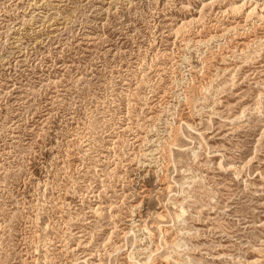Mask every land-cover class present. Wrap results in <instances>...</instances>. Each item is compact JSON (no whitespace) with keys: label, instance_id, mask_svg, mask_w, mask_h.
Returning <instances> with one entry per match:
<instances>
[{"label":"rangeland","instance_id":"obj_1","mask_svg":"<svg viewBox=\"0 0 264 264\" xmlns=\"http://www.w3.org/2000/svg\"><path fill=\"white\" fill-rule=\"evenodd\" d=\"M0 264H264V0H0Z\"/></svg>","mask_w":264,"mask_h":264},{"label":"bare ground","instance_id":"obj_2","mask_svg":"<svg viewBox=\"0 0 264 264\" xmlns=\"http://www.w3.org/2000/svg\"><path fill=\"white\" fill-rule=\"evenodd\" d=\"M237 7L234 5V6H232V10H234V9H236ZM263 17V16H262Z\"/></svg>","mask_w":264,"mask_h":264}]
</instances>
